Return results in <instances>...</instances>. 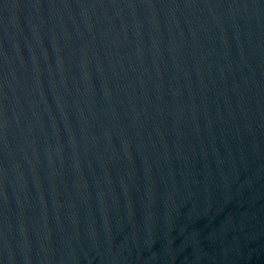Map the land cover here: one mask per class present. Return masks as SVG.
Here are the masks:
<instances>
[{"label":"water","instance_id":"1","mask_svg":"<svg viewBox=\"0 0 264 264\" xmlns=\"http://www.w3.org/2000/svg\"><path fill=\"white\" fill-rule=\"evenodd\" d=\"M0 264H264V0H0Z\"/></svg>","mask_w":264,"mask_h":264}]
</instances>
